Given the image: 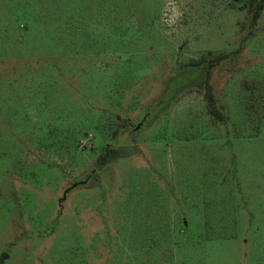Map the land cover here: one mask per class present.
Returning <instances> with one entry per match:
<instances>
[{"label":"rangeland","instance_id":"1","mask_svg":"<svg viewBox=\"0 0 264 264\" xmlns=\"http://www.w3.org/2000/svg\"><path fill=\"white\" fill-rule=\"evenodd\" d=\"M0 264H264V0H0Z\"/></svg>","mask_w":264,"mask_h":264},{"label":"trees","instance_id":"2","mask_svg":"<svg viewBox=\"0 0 264 264\" xmlns=\"http://www.w3.org/2000/svg\"><path fill=\"white\" fill-rule=\"evenodd\" d=\"M257 13H255V17H256ZM220 59H222V56H219L216 58V61H219ZM204 59L200 58L197 60H192L188 63L189 66H201L204 63ZM213 65L212 63H208L207 65L204 64V69H205V77H204V99L206 101V107H207V112L214 118L221 120L222 119V114L220 113V111L218 110L217 106H216V102H215V98L213 96V92H212V87L210 84V71L209 68H211ZM110 153H114L113 151H107L104 155H102L99 158V162L100 164H105L107 162V160L109 159V157H112V154Z\"/></svg>","mask_w":264,"mask_h":264}]
</instances>
